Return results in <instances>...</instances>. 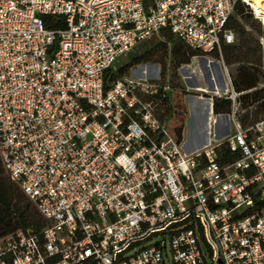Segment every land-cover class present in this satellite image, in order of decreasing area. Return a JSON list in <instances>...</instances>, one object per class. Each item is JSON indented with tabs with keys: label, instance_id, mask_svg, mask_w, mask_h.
I'll list each match as a JSON object with an SVG mask.
<instances>
[{
	"label": "built area",
	"instance_id": "2783aa9c",
	"mask_svg": "<svg viewBox=\"0 0 264 264\" xmlns=\"http://www.w3.org/2000/svg\"><path fill=\"white\" fill-rule=\"evenodd\" d=\"M238 2L256 17L248 0H0V161L45 220L0 237V264H264V118L240 124L221 52ZM163 31L215 53L230 86L194 150L154 112L168 81H106Z\"/></svg>",
	"mask_w": 264,
	"mask_h": 264
},
{
	"label": "rangeland",
	"instance_id": "374dc122",
	"mask_svg": "<svg viewBox=\"0 0 264 264\" xmlns=\"http://www.w3.org/2000/svg\"><path fill=\"white\" fill-rule=\"evenodd\" d=\"M249 3L251 4V2ZM232 15L233 20L239 21L246 30L258 39L260 52L264 57V38H262L264 24L257 19L259 15L255 13V17L249 6H247L244 14L233 13ZM176 43H179L182 49L185 48L194 55L191 56L188 63H182L174 68L172 49ZM134 58H137L138 61H134ZM226 67L231 80L235 65H226ZM142 69H147L149 78L156 83L161 85L168 81L171 85L172 91H170L166 100L163 102H158L157 99L154 100V112L166 121L169 128L176 129L181 126L185 136L187 124L193 120L195 114L200 112V125H204L207 101L210 98L213 100L215 97L224 99L226 92L230 90V86L226 82L227 76L223 64L215 53L204 57L195 56L193 51L187 49L181 42L173 40L172 37L165 36V39H162L154 35L137 43L129 52L116 61L111 71L115 75V80H119L138 77ZM198 87L206 88L209 91L200 93L195 90ZM216 87L218 88L217 93H214ZM258 87H264V84H260ZM199 96H202V99H198ZM193 103L195 106H192ZM252 110L253 108L248 109L250 119ZM245 112L239 106V114L243 116ZM226 121L225 117L218 120L215 127L218 139L224 138L228 133V128L225 125Z\"/></svg>",
	"mask_w": 264,
	"mask_h": 264
},
{
	"label": "trees",
	"instance_id": "16d2710c",
	"mask_svg": "<svg viewBox=\"0 0 264 264\" xmlns=\"http://www.w3.org/2000/svg\"><path fill=\"white\" fill-rule=\"evenodd\" d=\"M247 5L238 2L235 6V14H244ZM249 11V10H248ZM249 14V13H248ZM47 27H54L63 22L51 16H44ZM227 27L235 33V42L232 44H222V58L226 65H235L231 74V84L234 91L240 93L238 103L240 109L246 112L243 116L239 114V121L242 126H247L261 118H264V87H258L264 84V57L260 52V44L244 26L237 20H233V15L228 19ZM168 38L172 36L162 32ZM264 38V35H262ZM179 43H176L172 49L173 67L177 68L182 63H188L193 53L182 49ZM138 61L137 58L133 59ZM106 81H115V75L111 68L107 70ZM250 90V91H249ZM251 111L249 118L248 109ZM213 113H229L231 102L228 99L213 98ZM180 134L182 127L176 128ZM219 161L226 162L233 160L235 155L229 152L226 145L219 147ZM45 226V220L38 212L35 205L23 193L21 188L5 174L0 161V237L10 234L18 229H31L34 232H40Z\"/></svg>",
	"mask_w": 264,
	"mask_h": 264
},
{
	"label": "crops",
	"instance_id": "0c3cea01",
	"mask_svg": "<svg viewBox=\"0 0 264 264\" xmlns=\"http://www.w3.org/2000/svg\"><path fill=\"white\" fill-rule=\"evenodd\" d=\"M184 137L187 141L188 150H194L205 142L204 125H200V112L195 114L193 120L187 124L186 136L184 133Z\"/></svg>",
	"mask_w": 264,
	"mask_h": 264
},
{
	"label": "bare ground",
	"instance_id": "6f19581e",
	"mask_svg": "<svg viewBox=\"0 0 264 264\" xmlns=\"http://www.w3.org/2000/svg\"><path fill=\"white\" fill-rule=\"evenodd\" d=\"M248 1L251 2V6H252L253 10L255 11V13L257 15H259V17H261L262 20H264V0H248ZM216 89H218V88L216 87ZM195 90H199V91H203V92H208L209 91L208 89L201 88V87L200 88H195ZM192 102H193V100H192ZM194 103H193L192 106H195Z\"/></svg>",
	"mask_w": 264,
	"mask_h": 264
}]
</instances>
